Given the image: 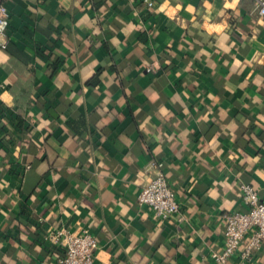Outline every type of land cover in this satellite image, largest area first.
I'll return each instance as SVG.
<instances>
[{
	"label": "crops",
	"instance_id": "1",
	"mask_svg": "<svg viewBox=\"0 0 264 264\" xmlns=\"http://www.w3.org/2000/svg\"><path fill=\"white\" fill-rule=\"evenodd\" d=\"M151 1L3 0L0 264H54L82 229L93 264H222L239 185L264 202V14ZM157 169L181 221L137 204Z\"/></svg>",
	"mask_w": 264,
	"mask_h": 264
},
{
	"label": "built area",
	"instance_id": "2",
	"mask_svg": "<svg viewBox=\"0 0 264 264\" xmlns=\"http://www.w3.org/2000/svg\"><path fill=\"white\" fill-rule=\"evenodd\" d=\"M253 1L258 14H264V0ZM144 2L147 6L153 5L151 0H144ZM7 23L8 12L3 0H0V47L6 44ZM239 190L240 198L247 208L243 211H228L221 215L223 247L220 252L211 253L212 260L218 263H226L234 254H237L241 261H248L264 246V202L258 197L256 190L247 183H241ZM137 204L149 208L161 221L172 218L176 221L183 219L175 192L161 169H157L141 187L137 194ZM50 238L57 242L61 249L54 264H93L98 243L88 229H82L79 232L57 230ZM243 241H245L244 244Z\"/></svg>",
	"mask_w": 264,
	"mask_h": 264
}]
</instances>
